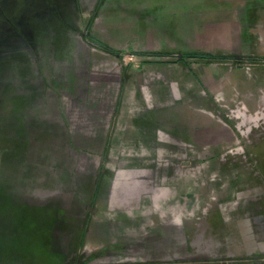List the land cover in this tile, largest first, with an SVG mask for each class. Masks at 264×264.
<instances>
[{
  "label": "crops",
  "instance_id": "1",
  "mask_svg": "<svg viewBox=\"0 0 264 264\" xmlns=\"http://www.w3.org/2000/svg\"><path fill=\"white\" fill-rule=\"evenodd\" d=\"M14 1L16 33L0 43L15 187L0 264H264L256 187L192 188L206 130L171 98L180 75L124 62L95 30L121 2Z\"/></svg>",
  "mask_w": 264,
  "mask_h": 264
},
{
  "label": "rangeland",
  "instance_id": "2",
  "mask_svg": "<svg viewBox=\"0 0 264 264\" xmlns=\"http://www.w3.org/2000/svg\"><path fill=\"white\" fill-rule=\"evenodd\" d=\"M14 2L0 0V43L16 33ZM119 2L104 7L111 21L100 18L95 30L129 51L122 54L124 62L171 66L180 75L171 80V98L181 99L190 125L205 123V159L191 163L193 190L240 188L245 197L256 187L261 200L240 204L264 209V0ZM4 78L0 73L1 213L5 197H15L6 176L14 159L7 153L4 97L10 85ZM197 149L190 147V153ZM25 156L37 160L31 152ZM243 256L241 264H258Z\"/></svg>",
  "mask_w": 264,
  "mask_h": 264
},
{
  "label": "built area",
  "instance_id": "3",
  "mask_svg": "<svg viewBox=\"0 0 264 264\" xmlns=\"http://www.w3.org/2000/svg\"><path fill=\"white\" fill-rule=\"evenodd\" d=\"M129 61H130V62H133V61H134V58L131 57V58L129 59Z\"/></svg>",
  "mask_w": 264,
  "mask_h": 264
}]
</instances>
